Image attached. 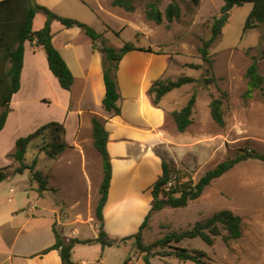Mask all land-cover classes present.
I'll list each match as a JSON object with an SVG mask.
<instances>
[{
    "label": "rangeland",
    "instance_id": "obj_1",
    "mask_svg": "<svg viewBox=\"0 0 264 264\" xmlns=\"http://www.w3.org/2000/svg\"><path fill=\"white\" fill-rule=\"evenodd\" d=\"M87 1L98 7L95 0ZM172 1L181 8L179 20L169 22L165 18L162 24H157L146 19L147 3L157 2L159 8L165 11ZM103 2L113 12L111 15L102 12L99 13L100 17L92 7L82 6L96 22V29L101 30L105 25L110 27L106 31L102 30L109 45L117 48L125 42L147 48L154 45L166 52L167 69L163 78L176 79L189 75L199 79L171 91L160 104L167 109L162 126L169 131V145L159 146L160 158L171 165L181 182H198L206 171L236 156L244 148L264 153L263 97L258 89L248 94L247 71L253 57L259 60V71L264 76V23L244 31L253 3L247 2L231 10L222 34L209 49L213 64L212 70L207 72L206 67L195 69L186 64H205L199 47L203 40L211 37L213 22L221 15L224 0H133L135 10L132 12L113 7L112 0ZM39 17H45V14L39 12L37 27ZM87 46L90 47V43ZM206 76L214 77V81L206 84ZM194 91H197V101L192 115L193 123L185 132H180L171 112L184 106ZM212 98H221L223 101V126L211 116ZM99 117L107 122L106 118ZM85 137L89 140L85 149L91 164H94L91 174L93 187L89 188L86 175L88 166L83 154L70 149L66 156L75 151L72 159L64 160L56 170V181L61 182L62 191L59 192L50 184L52 189L46 191L47 199L57 209V227L64 234L70 231L81 239L98 235L95 208L102 181V157L91 141L92 132H87ZM63 139L66 140V132L64 134L61 129L52 127L46 130L30 144L25 162L31 164L37 158L36 169L45 175L48 166L54 163L47 157L43 147ZM12 164L14 167L19 166L18 162ZM116 164L110 199L105 208V230L116 244L103 249L99 242L77 243L74 255L77 264H85L83 261L86 264H123L128 257L131 258L128 264H144V253L137 248L135 238H123L137 233L151 211L155 167L146 162L143 153L130 168L123 162ZM25 172H29L32 177L28 169ZM32 182L38 186L36 181ZM13 196L17 200L18 193ZM222 209H230L241 216L240 238L230 244H226L222 237H216L212 245L201 238L185 239L174 245L204 250L208 254L205 259L212 264H264V162L255 159L243 161L215 179L199 198L191 200L187 206L152 211L142 231L143 242L150 244L171 231L190 228L196 221L206 219ZM58 220L76 223L67 226V230L66 226L58 224ZM165 250H169V247ZM165 250L154 248L151 256L153 264H195L174 256H162Z\"/></svg>",
    "mask_w": 264,
    "mask_h": 264
},
{
    "label": "crops",
    "instance_id": "obj_2",
    "mask_svg": "<svg viewBox=\"0 0 264 264\" xmlns=\"http://www.w3.org/2000/svg\"><path fill=\"white\" fill-rule=\"evenodd\" d=\"M95 1L98 7L87 0H37L61 16L79 19L96 29V22L82 5L92 7L98 16L102 12L108 15L113 12L103 0ZM38 16L39 13L34 19V30L45 25L46 15L39 17L36 26ZM107 29L110 27L105 25L103 29L96 30L102 33V30ZM52 31L53 43L73 72L74 84L70 90L62 88L49 67L46 51L37 46L35 40L25 42L21 88L13 95L5 126L0 131V167L13 165L14 161L8 154L15 151L19 138L48 122L57 121L64 125L66 141L70 147L57 158L51 159L54 164L49 165L45 171L49 184L59 192L62 191L61 182L56 181V170L64 160L69 161L72 154L79 150L88 166L86 175L89 188H92L94 164H91L85 149L89 142L85 136L87 132H92L93 136V116H102L107 119L105 125L109 132L108 150L113 164V177L116 162H123L130 168L143 153L146 162L155 167L157 179L163 171L159 146L169 145V131L162 126L167 109L153 103L149 88L154 81L166 75V52L158 53L157 48L150 45L155 51L137 49L125 54L117 71L121 114L107 115L103 107L106 92L103 54L94 48L92 39L79 27L67 28L60 21L54 20ZM91 141L94 142L93 137ZM70 149L75 151L66 156ZM53 180L55 183H52ZM15 193H18L17 200L13 196ZM46 193L40 194L37 191V185L31 181L29 172L11 174L0 182V264L61 263L58 249L42 253L55 243L53 225L57 215V209L47 199ZM75 223L58 220L59 225L66 227ZM62 234L68 240L75 237L70 231ZM75 247L73 260L77 264L74 258ZM83 262L86 264V261Z\"/></svg>",
    "mask_w": 264,
    "mask_h": 264
},
{
    "label": "trees",
    "instance_id": "obj_3",
    "mask_svg": "<svg viewBox=\"0 0 264 264\" xmlns=\"http://www.w3.org/2000/svg\"><path fill=\"white\" fill-rule=\"evenodd\" d=\"M247 2L253 3V8L246 19L244 31L264 23V0H224V4L221 7V15L216 17L213 22L211 37L203 40L202 46L199 47V52L205 64L188 63L186 64L187 66L195 69L206 67L207 72L212 70L213 61L209 51L211 45L222 34L223 27L229 20L231 10L235 6H242ZM111 4L113 7L123 8L129 12L135 10L133 0H112ZM39 12H43L46 15V22L41 29L34 30V19ZM145 16L147 20L154 21L157 24H162L165 18L172 22L181 18V8L176 2L172 1L163 11L159 8L157 2H149L146 4ZM54 20L60 21L67 28L79 27L83 29L92 39L94 48L103 54V73L106 88L103 107L109 114H121V93L117 82V71L122 58L131 50L155 51L152 46L148 48L139 47L133 42H125L120 48L109 45L103 34L89 24L76 18L61 16L38 3L37 0H0V131L5 126L13 95L21 88V72L24 65L25 42L27 40H35L37 46L42 47L46 51L49 67L59 80L62 88L70 90L74 84L73 72L53 43L52 22ZM157 52L162 53L164 51L158 48ZM258 62L259 60L253 57V62L247 71L249 79L248 94L251 95L255 89H258L264 101V76L259 71ZM198 80V78L189 75H182L176 79L169 77L159 78L149 88V94L153 103L160 106L162 99L168 93ZM212 81H214V77H205L206 84H210ZM196 101L197 91H194L184 106L171 112L176 127L180 132H185L193 123L192 115ZM222 104L221 98H212L210 101V113L213 120L223 126L225 125V118ZM92 122L94 145L102 157V181L95 208L98 236L86 239L74 237L68 240L55 222L53 225L55 243L44 249L42 253L58 249L61 255L60 264H75L73 249L77 243L99 242L102 244L103 249L116 244V241L110 239L108 232L105 230L104 215L113 178V164L108 150L109 132L106 129L105 121L100 117L93 116ZM52 127L61 129L64 134L66 132L62 123L51 121L17 140L15 151L8 154V157L12 158L14 162H18L19 166L0 167V182L7 179L11 174L24 173L28 169L32 174L31 181L34 180L38 183L37 191L40 194L52 189L49 186L48 177L42 171L36 169L37 158L31 164L25 162L30 144ZM67 147H69V144L63 139L62 141L46 144L43 150L47 157L54 159L61 155ZM249 159L264 162V153L244 148L236 156L229 157L218 163L214 168L206 171L196 183L191 180L181 182L171 165L164 160L162 163L163 171L151 187V211L146 215L138 232L124 237L123 240L135 238L137 248L144 253V264H153L151 256L154 253V248L157 247L162 250L169 247V250L162 252V256H174L183 261H192L195 264H212L205 259L208 255L206 251L188 249L175 246L174 244L180 243L185 239L201 238L208 245H212L216 237H222L226 244H230L231 241L240 238L242 236V218L230 209H222L206 219L198 220L190 228L181 231H171L150 244H144L142 231L146 227L152 211H160L165 207L179 208L187 206L191 200L199 198L215 179L223 176L237 164ZM130 260L131 258L128 257L123 264H128Z\"/></svg>",
    "mask_w": 264,
    "mask_h": 264
}]
</instances>
